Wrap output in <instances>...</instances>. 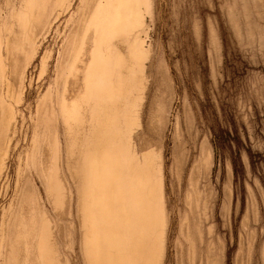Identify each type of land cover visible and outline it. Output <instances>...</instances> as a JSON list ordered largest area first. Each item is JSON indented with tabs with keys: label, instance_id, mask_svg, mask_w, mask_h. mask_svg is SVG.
Listing matches in <instances>:
<instances>
[{
	"label": "rangeland",
	"instance_id": "374dc122",
	"mask_svg": "<svg viewBox=\"0 0 264 264\" xmlns=\"http://www.w3.org/2000/svg\"><path fill=\"white\" fill-rule=\"evenodd\" d=\"M139 224L264 264V0H0V264H132Z\"/></svg>",
	"mask_w": 264,
	"mask_h": 264
},
{
	"label": "crops",
	"instance_id": "0c3cea01",
	"mask_svg": "<svg viewBox=\"0 0 264 264\" xmlns=\"http://www.w3.org/2000/svg\"><path fill=\"white\" fill-rule=\"evenodd\" d=\"M126 234L127 262L132 264H159L164 260L165 247L162 240L163 229L155 232L148 225L139 224ZM147 226V227H146Z\"/></svg>",
	"mask_w": 264,
	"mask_h": 264
}]
</instances>
